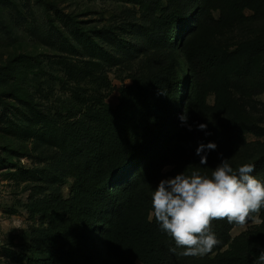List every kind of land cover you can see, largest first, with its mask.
Listing matches in <instances>:
<instances>
[{"label": "rangeland", "instance_id": "obj_1", "mask_svg": "<svg viewBox=\"0 0 264 264\" xmlns=\"http://www.w3.org/2000/svg\"><path fill=\"white\" fill-rule=\"evenodd\" d=\"M155 1L0 0V67L13 72L7 85L0 82L5 104L0 103V264H41L55 250L42 213L58 196L68 199L76 181L75 168L63 153L60 129L76 120L69 119L68 110L72 104H84V98L102 97L116 108L122 89L132 85L130 77L151 67L155 53L135 48L144 45L142 29L156 26L172 2L158 0L154 9ZM232 1H185L188 23L173 49L174 59L189 78L180 107L186 124L212 128L245 122L264 134V91L246 97L217 79L205 96L199 94L183 54L189 45L233 53L264 45V0H248L241 15L229 13L220 28L202 23L206 15L218 20ZM262 62L259 55L252 69ZM28 64L33 66L31 72L23 69ZM241 141L240 160L264 152V135L244 131ZM201 157L189 166L207 165L214 155L207 156L206 164L200 163ZM261 223L257 216L252 223L234 228L231 236Z\"/></svg>", "mask_w": 264, "mask_h": 264}, {"label": "trees", "instance_id": "obj_2", "mask_svg": "<svg viewBox=\"0 0 264 264\" xmlns=\"http://www.w3.org/2000/svg\"><path fill=\"white\" fill-rule=\"evenodd\" d=\"M185 1L168 2L156 26L142 29L144 45L135 49L155 53L149 61L151 67L130 77L132 85L122 89L116 108L109 107L102 97L91 96L68 110L69 119L76 120L61 128L60 136L76 181L68 199L58 196L42 213L56 248L41 264H258L259 252L264 249V210L257 215L262 223L236 238L231 232L239 225L213 221L212 231L220 243L201 257L182 255L184 249L176 247L151 218L152 193L161 180L192 171L210 177L223 159H228L234 171L245 163L254 164L251 175L264 182V152L252 159L239 158L241 134L264 135L258 128L238 122L201 129L180 119L181 91L189 78L174 59L173 49L188 23ZM247 3L233 0L220 11L218 20L206 15L202 23L220 28L229 13L241 15ZM158 5L156 0L154 9ZM85 44L92 47L90 40ZM138 50L132 53L138 56ZM183 54L199 94L205 96L217 79L226 87L242 90L246 97L264 91V45L259 50L242 47L240 53L189 45ZM259 55L263 62L252 69ZM23 69L31 72L33 66ZM11 78L13 72L1 66L0 82L7 85ZM209 144H215V149L208 148ZM201 145L205 147L198 155ZM205 155H214L207 165L189 166ZM168 167L172 170L165 172Z\"/></svg>", "mask_w": 264, "mask_h": 264}, {"label": "clouds", "instance_id": "obj_3", "mask_svg": "<svg viewBox=\"0 0 264 264\" xmlns=\"http://www.w3.org/2000/svg\"><path fill=\"white\" fill-rule=\"evenodd\" d=\"M180 119L186 122L187 116L182 115ZM204 147L197 149L198 155ZM207 147L215 149L216 145ZM200 163H207L206 155L201 157ZM254 171L252 163H245L234 171L228 159H223L210 177L192 171L188 175L183 172L163 179L152 193L151 218L176 247L184 249L182 255L209 254L220 243L212 231L213 221L226 220L244 227L264 210V182L251 175ZM257 259L258 264H264V249Z\"/></svg>", "mask_w": 264, "mask_h": 264}]
</instances>
